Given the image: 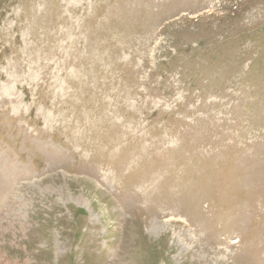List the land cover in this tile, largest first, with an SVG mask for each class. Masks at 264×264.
Returning <instances> with one entry per match:
<instances>
[{
  "label": "rangeland",
  "instance_id": "374dc122",
  "mask_svg": "<svg viewBox=\"0 0 264 264\" xmlns=\"http://www.w3.org/2000/svg\"><path fill=\"white\" fill-rule=\"evenodd\" d=\"M0 264H264V0H0Z\"/></svg>",
  "mask_w": 264,
  "mask_h": 264
}]
</instances>
